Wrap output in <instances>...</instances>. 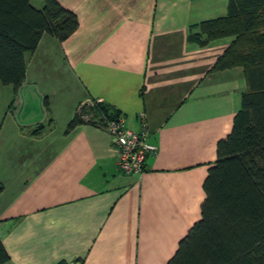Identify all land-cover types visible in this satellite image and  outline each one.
Here are the masks:
<instances>
[{"label": "crops", "instance_id": "crops-1", "mask_svg": "<svg viewBox=\"0 0 264 264\" xmlns=\"http://www.w3.org/2000/svg\"><path fill=\"white\" fill-rule=\"evenodd\" d=\"M56 1L77 16V31L62 42L41 35L0 109L7 264H168L201 218L217 144L248 88L243 68L213 71L234 38L195 40L230 0ZM30 4L41 10L45 0ZM91 102L148 132L157 150L144 174L121 172L103 127L67 133Z\"/></svg>", "mask_w": 264, "mask_h": 264}, {"label": "trees", "instance_id": "trees-1", "mask_svg": "<svg viewBox=\"0 0 264 264\" xmlns=\"http://www.w3.org/2000/svg\"><path fill=\"white\" fill-rule=\"evenodd\" d=\"M78 27L77 16L56 0H45L41 10L30 0H0V83L17 91L26 79L25 55L36 51L41 35L62 42ZM222 38L234 41L213 71L243 68L248 88L231 133L217 144L201 218L168 264H264V0H230L227 16L201 23L195 40L206 46ZM118 116L101 103L79 104L67 133ZM9 261L0 240V264Z\"/></svg>", "mask_w": 264, "mask_h": 264}, {"label": "built area", "instance_id": "built-area-1", "mask_svg": "<svg viewBox=\"0 0 264 264\" xmlns=\"http://www.w3.org/2000/svg\"><path fill=\"white\" fill-rule=\"evenodd\" d=\"M101 125L113 138L121 172L125 175L144 174L147 158L157 150L148 142V132L128 129L122 118L105 120Z\"/></svg>", "mask_w": 264, "mask_h": 264}, {"label": "rangeland", "instance_id": "rangeland-1", "mask_svg": "<svg viewBox=\"0 0 264 264\" xmlns=\"http://www.w3.org/2000/svg\"><path fill=\"white\" fill-rule=\"evenodd\" d=\"M12 90L13 86H4L0 83V109L5 108V100L3 97H12ZM90 106H96L98 103L91 102L89 103Z\"/></svg>", "mask_w": 264, "mask_h": 264}]
</instances>
